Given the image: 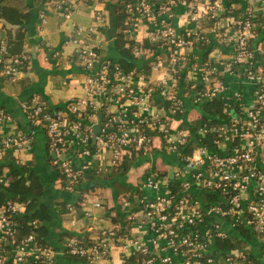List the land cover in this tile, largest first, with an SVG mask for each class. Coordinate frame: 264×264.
<instances>
[{
    "label": "built area",
    "instance_id": "2783aa9c",
    "mask_svg": "<svg viewBox=\"0 0 264 264\" xmlns=\"http://www.w3.org/2000/svg\"><path fill=\"white\" fill-rule=\"evenodd\" d=\"M239 1L244 8L236 16L230 0H129L119 29L142 64L131 71L103 56L93 37L101 32L111 41L105 31L110 26L106 0H56L52 5L69 21L80 3L96 6L92 25L73 22L69 40L85 94L71 98L63 109L52 110L39 101L22 104L46 130L54 153L51 163L68 180L64 188L73 190L91 170L113 172L131 152L161 150L184 165L173 177L148 169L136 185L140 196L122 202V209L137 211L142 232H153L156 248L144 233L121 241V224L115 223L92 240L66 239L62 254L102 264L116 242L125 264H244V249L229 250L225 260L218 253L217 239L230 236L228 225L257 235L262 250L257 257L264 264V0ZM40 16L46 22V12ZM0 43V53L7 54L5 40ZM199 47L212 52L198 57ZM28 59L26 52L5 59L2 74L8 83L20 84ZM242 84L251 86L249 98ZM216 99L223 101L228 122L196 129L183 125L196 118L195 107ZM209 135L216 136L213 148L201 144L185 152L193 137ZM32 146L14 117L0 107V159L17 154L25 164L21 154ZM172 181L181 183L180 191L173 190ZM0 182L6 179L0 177ZM202 189L217 193V200L204 204L196 196ZM26 209L24 203L9 202L0 211V264H57L59 251L37 243L34 234L6 250V237L18 225L13 216ZM134 253L147 257L129 263L127 256Z\"/></svg>",
    "mask_w": 264,
    "mask_h": 264
},
{
    "label": "crops",
    "instance_id": "0c3cea01",
    "mask_svg": "<svg viewBox=\"0 0 264 264\" xmlns=\"http://www.w3.org/2000/svg\"><path fill=\"white\" fill-rule=\"evenodd\" d=\"M106 1L107 5L104 8L109 11L111 0ZM230 4L234 10L233 14L239 16L243 13L244 5L241 1L232 2L230 0ZM44 8L47 14L46 22H42L37 29L30 28L32 44L27 51L29 59L23 68L20 84L17 86L11 85L4 78L2 71H0V107L14 117L18 128L27 135L33 144L32 151L21 154V156L25 158L26 163L31 164V168L37 171L45 184L42 202L47 205L48 211L52 215V220L47 223L49 229L47 241L49 245L59 251L57 264H89L84 260L68 259L67 261L65 254H62L64 242L71 235V238L92 240L95 239L101 230L112 228L115 223L110 218H107L106 215L117 205L116 191L109 182L98 180L102 182V187L86 194L81 201V207H76L75 204L80 200V188L79 190L61 188L60 177H58L56 168L51 163L53 155L50 151L48 134L43 126L32 121L30 116L24 111L22 104L30 100V103L39 101L46 104L50 109L55 110L67 104L71 98L85 94L81 87L83 72L75 61V45L69 40L73 36V22L83 27L92 25L96 6L80 3L75 9L71 21L64 18L60 13L55 12L50 2H46ZM261 18L264 27V8L261 12ZM1 36L2 33L0 31V38H2ZM93 37L101 44L102 55H105V57L110 56L112 59L117 56L119 49L114 45V41L107 40L106 36L101 32ZM208 51V48L199 47L195 50V54L198 57L205 58L212 52ZM222 51L225 52V50ZM213 53L215 52L213 51ZM242 89L248 94L249 98L251 86L242 84ZM11 155L17 159L20 158L17 154ZM167 156L168 158L166 159L162 157L163 160L161 158H156L155 160L153 156H150L152 158L151 161L143 163L147 167L138 177V181L128 182L126 180V182L138 185L141 177L150 168L155 171V167H157L158 169L166 170L168 173L170 170L174 171L184 168V165L180 161L178 162L176 155L169 154ZM172 157L176 158L174 159L176 162L172 160ZM92 184L93 182H85L81 187H91ZM58 200H63L70 206V212L65 216L60 217L58 214ZM96 202H100L101 206L95 205ZM131 213L133 222L131 224L122 223V225H125L126 236H122L121 233V241L128 236H141L144 233L145 241L147 243L150 242V246L153 249L156 248L157 246L152 243L153 232L148 228H146V232H142L136 223L135 215L138 216L137 211H131ZM226 228L229 229V232L234 230L228 225H226ZM253 243H255V248L251 245L252 252L260 257L262 252L260 241H253ZM119 244L116 242L112 243V255L102 264H125V256ZM218 253L220 254L221 251H218Z\"/></svg>",
    "mask_w": 264,
    "mask_h": 264
},
{
    "label": "trees",
    "instance_id": "16d2710c",
    "mask_svg": "<svg viewBox=\"0 0 264 264\" xmlns=\"http://www.w3.org/2000/svg\"><path fill=\"white\" fill-rule=\"evenodd\" d=\"M129 0H111L109 5L110 14V26L105 29L108 39L114 40V45L118 48L117 60L122 65L126 71H131L135 68L140 69L139 60L134 59L133 53L129 47H126V40L119 30L122 26L123 21L126 18L125 14V4ZM236 0H232L234 2ZM46 2H50L52 5L55 4L56 0H0V31L2 33V38L5 40L7 54L0 53V71L5 63V59L11 56L21 55L23 53H28V48L32 44L30 38V28L39 27L42 23L41 12H45L44 5ZM3 23V25H1ZM1 47V43H0ZM115 57V58H116ZM138 61V62H137ZM142 68L149 71L148 65L144 64ZM31 102V100L29 101ZM65 106V105H64ZM64 106L61 108L63 109ZM60 107L58 109H61ZM196 109V110H195ZM195 112L193 114L196 118L190 122L185 121L184 126H190L196 129L197 126L202 124L211 123H225L230 119V115L224 111V103L220 99L214 101L206 102L200 106L195 107ZM216 136L209 135L207 138L200 140L197 137L192 138V142L185 149L186 153L193 152L199 145L206 144L211 148L214 147V139ZM166 152L159 151L156 149L146 152L142 150L138 153L131 152L124 156L123 162L115 168L111 173L98 174L94 170H91L86 178H83L79 185L74 188V190H79L80 188V200L75 204L76 207H81V201L85 198L86 194L96 191L99 187H102V182L98 180H105L109 182L114 188L117 194V205L111 210L109 214L106 215L114 223L121 224L122 236L125 235L126 224H131L133 222L132 213L122 209V202L128 199H136L140 196L141 191L138 186L126 182L125 175H127L130 170L137 167L145 162L151 161L153 158H168ZM163 157V158H162ZM176 158L172 157V160ZM176 162V160H174ZM30 163L21 164L20 161L12 157L11 154L0 159V177L6 179L5 183L0 182V211L9 202H21L26 204V211L19 215L13 216V220L18 223L16 227V232L12 236H7L4 242L6 250L14 245L19 244L24 238L31 234H34L37 243L48 244V234L49 229L47 223L52 220V215L48 211L47 205L42 202V197L45 193V184L37 173V171L31 168ZM58 173V177L61 178L60 186L65 189V185L68 180L63 176L59 168L55 169ZM155 173L158 176L169 175L166 170L158 169L155 167ZM93 182L91 187L82 188L83 183ZM172 188L175 192L181 190V183L178 181H172ZM66 190V189H65ZM197 198H200L204 204H210L217 200V193L210 192L208 190H200L197 193ZM70 206L63 200L57 201V210L60 217L65 216L70 212ZM126 236V235H125ZM69 236L68 238H71ZM257 235L251 232L250 229L240 226L237 230H232L230 236L227 238H218L217 245L220 249L222 255L221 259L225 260L227 253L231 249H244L247 254V260H244V264H261L259 258L252 252L251 245L255 248V243L253 241H258ZM89 240V239H87ZM214 255L217 251H213ZM147 257L142 253H134L127 256V261L129 263L141 262L143 258ZM65 258L70 260H82L80 256L71 255L68 252L65 254Z\"/></svg>",
    "mask_w": 264,
    "mask_h": 264
},
{
    "label": "rangeland",
    "instance_id": "374dc122",
    "mask_svg": "<svg viewBox=\"0 0 264 264\" xmlns=\"http://www.w3.org/2000/svg\"><path fill=\"white\" fill-rule=\"evenodd\" d=\"M105 56V55H103ZM145 164L143 165H140V166H137L136 168H134L130 173H128L127 175H125V180H127L128 182H137L138 181V177L142 174V172L145 171L146 166H144Z\"/></svg>",
    "mask_w": 264,
    "mask_h": 264
},
{
    "label": "water",
    "instance_id": "95a60500",
    "mask_svg": "<svg viewBox=\"0 0 264 264\" xmlns=\"http://www.w3.org/2000/svg\"><path fill=\"white\" fill-rule=\"evenodd\" d=\"M100 129H101V126H100L99 124H97V125L95 126V131H96V132H100ZM52 155H53V157H54V153H52ZM169 175H170V177H173V175H174V171H173V170H170Z\"/></svg>",
    "mask_w": 264,
    "mask_h": 264
}]
</instances>
